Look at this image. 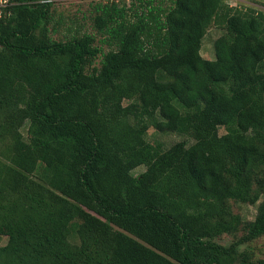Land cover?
Here are the masks:
<instances>
[{"label":"trees","instance_id":"trees-1","mask_svg":"<svg viewBox=\"0 0 264 264\" xmlns=\"http://www.w3.org/2000/svg\"><path fill=\"white\" fill-rule=\"evenodd\" d=\"M9 2L0 264H264L238 250L264 236V13L224 0L99 2L100 39H54L51 0ZM212 25L222 31L207 59ZM150 127L184 138L163 148ZM257 202L252 220L233 212ZM238 232L228 246L212 240Z\"/></svg>","mask_w":264,"mask_h":264},{"label":"rangeland","instance_id":"rangeland-1","mask_svg":"<svg viewBox=\"0 0 264 264\" xmlns=\"http://www.w3.org/2000/svg\"><path fill=\"white\" fill-rule=\"evenodd\" d=\"M110 1L120 0H51V22L48 25L51 36L54 39H65L74 34V31L78 29L79 33L88 32L96 35V39H100L102 35L96 32L92 23L93 5L95 3H106ZM128 5L136 2V0H123ZM157 1V0H155ZM231 6L239 8H253L256 11L264 13V0H224ZM55 28V29H54ZM221 29L215 25H212L202 38V44L200 48V54L207 59L214 58L213 41L221 34ZM104 50H107L105 44H101ZM100 57L96 59L95 64L99 65ZM25 133V128H22ZM220 132H224L223 128L219 129ZM146 138L149 142L161 143L163 148H166L176 141L182 140L184 137L176 133L158 132L154 128L150 127L147 131ZM192 142V141H191ZM145 169L144 166H138L133 170V174H139ZM257 204L248 203H234L233 212L240 215L243 221L252 220L254 218ZM241 233L237 235L234 233H222L218 236L212 237V240L228 246L232 241L237 239ZM7 236L0 234V244H5ZM73 242L76 238L73 237ZM245 249H251L253 251L254 258L264 257V236L259 237L249 243L240 244L238 250L241 252Z\"/></svg>","mask_w":264,"mask_h":264},{"label":"built area","instance_id":"built-area-1","mask_svg":"<svg viewBox=\"0 0 264 264\" xmlns=\"http://www.w3.org/2000/svg\"><path fill=\"white\" fill-rule=\"evenodd\" d=\"M9 0H0V17L3 13L4 8L9 4Z\"/></svg>","mask_w":264,"mask_h":264}]
</instances>
